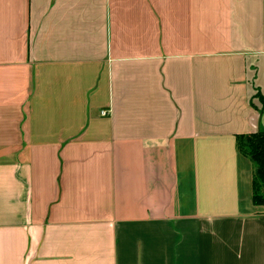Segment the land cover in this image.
<instances>
[{
  "label": "crops",
  "instance_id": "obj_1",
  "mask_svg": "<svg viewBox=\"0 0 264 264\" xmlns=\"http://www.w3.org/2000/svg\"><path fill=\"white\" fill-rule=\"evenodd\" d=\"M262 98L264 0H0V264H264Z\"/></svg>",
  "mask_w": 264,
  "mask_h": 264
},
{
  "label": "trees",
  "instance_id": "obj_2",
  "mask_svg": "<svg viewBox=\"0 0 264 264\" xmlns=\"http://www.w3.org/2000/svg\"><path fill=\"white\" fill-rule=\"evenodd\" d=\"M257 95L260 94L258 93ZM263 104H264V98ZM237 148L253 162V200L256 205H264V132L237 136Z\"/></svg>",
  "mask_w": 264,
  "mask_h": 264
},
{
  "label": "built area",
  "instance_id": "obj_3",
  "mask_svg": "<svg viewBox=\"0 0 264 264\" xmlns=\"http://www.w3.org/2000/svg\"><path fill=\"white\" fill-rule=\"evenodd\" d=\"M107 114H108L107 111H102V115H103V116H105V115H107Z\"/></svg>",
  "mask_w": 264,
  "mask_h": 264
}]
</instances>
